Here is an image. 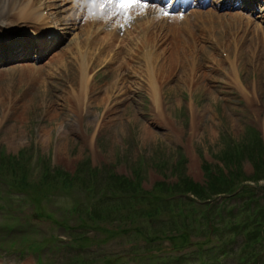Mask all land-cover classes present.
Masks as SVG:
<instances>
[{
	"label": "rangeland",
	"instance_id": "1",
	"mask_svg": "<svg viewBox=\"0 0 264 264\" xmlns=\"http://www.w3.org/2000/svg\"><path fill=\"white\" fill-rule=\"evenodd\" d=\"M214 23L203 24L195 41L178 36L180 48L167 47L169 53L160 57L164 125L154 120L144 74L138 75L142 82L131 78L137 64L125 65L130 59L126 50L118 56L119 67L114 61L105 64L109 50L95 60L89 98L73 85L78 78L71 73L73 59L65 64L68 73L53 59L11 70L28 78L25 86L15 79L0 102V152L6 156L0 159V264H35L40 257L43 264H172L182 254L187 255L183 264H200L199 257L211 260L212 255L224 264H264L263 225L254 220L264 210L259 175L264 170L259 164L264 161V84L256 114L238 91L229 65V58L238 63L243 85L258 79L259 67L264 73V51L260 46L254 55L247 44L250 37L262 44L264 33L238 17L227 24L214 18ZM139 56L134 53L135 59ZM47 65L44 74L36 72ZM120 71L123 81L116 80ZM36 79L43 84L36 86ZM115 82H125L130 98L117 94ZM6 94L12 95V107ZM14 161L24 165L17 170L19 189L9 184ZM108 169L123 181L122 196L109 192ZM77 174L83 185L63 189L66 176ZM184 175L190 177L184 181L185 194L192 184L208 188L205 195L213 193L212 185L232 191L209 201L175 194V189L182 191ZM97 182L106 188L101 191ZM47 186L52 188L36 190ZM128 189L133 198L126 196ZM165 198L173 201L172 208L159 216L156 207L166 206ZM150 214L154 221L147 218ZM256 233L260 241L253 244ZM197 242L208 244L194 246ZM178 248L182 254L175 252Z\"/></svg>",
	"mask_w": 264,
	"mask_h": 264
},
{
	"label": "bare ground",
	"instance_id": "2",
	"mask_svg": "<svg viewBox=\"0 0 264 264\" xmlns=\"http://www.w3.org/2000/svg\"><path fill=\"white\" fill-rule=\"evenodd\" d=\"M65 2H67V0H64ZM45 2H48L47 6L50 10H53L56 6L60 7L59 12H55L56 15H59L60 12H65L67 11V9L65 8L66 5L69 3H64L63 0H45ZM56 2H61L60 4L56 3ZM41 3L40 0H0V29H5V28H22L24 29L26 27V25L24 24V22L28 21H34V20H38L41 22H44L47 24L48 28L50 26H56V23L53 22H49L50 18H46L44 15H42V7L44 6V4L39 5ZM72 7H69L68 10H71ZM55 15V16H56ZM151 17L153 18L152 22L153 23H158L160 24V20H159V14H156L155 11L151 12ZM259 18V17H257ZM261 18V17H260ZM198 19H203L202 16H198ZM46 21V22H45ZM45 24V25H46ZM152 26H156V25H151ZM160 26H164L161 25ZM132 26H126V28L124 29V32L126 33V37L125 39L122 40V43L127 44L124 47L121 48H125L123 51L127 50L128 51V55L129 58L127 61L129 63H126L125 65L131 69V63L130 61H133V64H137V66H135L133 69H131V72H133V76H131V78H135L137 79V81L142 82V76H138L139 74L143 73L144 74V81L143 82H147V86H148V90H149V95L152 99V106H153V110H155L156 114H155V119L156 121L159 122V124L164 125V122L167 121V114L164 110V88L161 86L162 79L160 82V77L163 78V74L160 73V71H163L161 69V67L164 66V64H160L159 60L160 57L163 54L169 53L168 49L165 46L160 47L162 49L161 52L156 53V51H154V46H150L149 48H151V52H146V54H143L142 50L144 48H142V46L145 45L146 41L144 40H139L137 43H134V40H136L137 37H133V33L138 34L140 36V34L136 31H134V29H137L136 27H134L133 29L131 28ZM158 27V25H157ZM86 30H84L83 28L81 29L82 33L86 34L87 33V26H85ZM146 29V27H145ZM163 27H160V30H162ZM240 29V26H239ZM10 31V30H9ZM238 31V29L236 30ZM12 32V31H11ZM165 32H169V34L171 33L170 30H165ZM152 33H150L149 35V39H148V45L150 44L151 37H152ZM168 37V36H167ZM165 36V38H167ZM124 38V37H123ZM142 38V35H141ZM106 40V38H105ZM163 41V40H162ZM249 43L247 44V48L249 49H253L251 50V53L253 51V54L255 55L257 53V51L259 50L260 46L261 47V51H264V41H262V44H255L254 42H258L256 40H253L252 37L249 38ZM10 43V42H9ZM7 44L8 48L10 49H14L13 47H10V44ZM250 43H251V47H250ZM111 44V43H110ZM110 44L108 45V47L110 46ZM16 45V43H15ZM170 46L172 48L177 47L174 43H170ZM15 50V49H14ZM26 50V49H25ZM32 50V48H31ZM42 50V49H41ZM196 51V49H194ZM19 49H16V52H19ZM27 51V50H26ZM15 52V51H12ZM28 52V51H27ZM141 52V53H140ZM227 52V51H226ZM242 52V48L240 47L239 51L234 53V56L236 59H238V55H240V53ZM67 54L63 55L61 58H59L60 63L59 66L63 68L65 73H68L70 68L68 66H66L65 64L68 63V59H73L74 60V69L73 71H71L73 77H78L77 79H75V83H73V85L77 84L79 86V93H81L82 98H89L90 96V85H91V81H90V73L91 71H93V67L89 69V65L92 62L93 57L95 56L96 53H93L91 51H88V48L86 49V54H83L82 51H80L78 49V52L76 51H70L68 50L66 52ZM134 53L139 54L140 56L138 58H134ZM231 56V55H230ZM132 58V59H131ZM175 60L178 61L179 57L176 56L174 58ZM254 60V58H253ZM176 61V62H177ZM264 64V63H263ZM229 65H230V74L234 75V82L236 84V86H239V90L244 94V99H248V102L250 104V108L253 110L254 113H259V109L257 101L259 99V95L262 92V84H264V73L263 74H259V72H261L260 68H258V79H256L255 81H253L252 83H249L248 85H243V83L240 80V74L238 73V63L235 62L234 60H232L231 58H229ZM121 66V63L119 65H117V67ZM256 66H259L258 64H256ZM264 70V68H263ZM142 71V72H141ZM39 73L44 74L46 72L45 68L39 69L38 70ZM8 74V75H7ZM3 75H7V76H3ZM13 76V78H12ZM16 76L18 78H16ZM119 75H117L116 80L119 81H123L125 79V77H123V74L120 71V78H118ZM7 79L8 81H11L10 85H5L0 83V102H4V93L5 90L8 89L10 90V87L15 84L16 82L14 81L15 79L18 80V82L20 81V85L25 86L27 84L26 79L28 78L27 76H22L21 74H17V73H6V74H1L0 75V81ZM140 82L138 84H140ZM36 83V86L38 85H42L43 84V79H36V81L34 82ZM114 88L116 89V92L118 94V92L120 93L119 96H124V94H128L129 91H131L130 88H127V85H125V82H120L118 85L117 82H115ZM243 85V86H241ZM134 88V85H132V89ZM117 96V95H116ZM5 97L9 100V103L7 106H13L14 102L12 101V95L11 94H6ZM127 98V96H126ZM257 106V107H256ZM26 110V105L23 107ZM9 112L11 111L10 108H8ZM150 133L147 134V137H149L150 139Z\"/></svg>",
	"mask_w": 264,
	"mask_h": 264
},
{
	"label": "snow or ice",
	"instance_id": "3",
	"mask_svg": "<svg viewBox=\"0 0 264 264\" xmlns=\"http://www.w3.org/2000/svg\"><path fill=\"white\" fill-rule=\"evenodd\" d=\"M142 0H92V4H116L121 8L123 13H126L132 6L138 5ZM164 15H169V13L164 12Z\"/></svg>",
	"mask_w": 264,
	"mask_h": 264
},
{
	"label": "trees",
	"instance_id": "4",
	"mask_svg": "<svg viewBox=\"0 0 264 264\" xmlns=\"http://www.w3.org/2000/svg\"><path fill=\"white\" fill-rule=\"evenodd\" d=\"M262 161H260L259 162V164L261 163ZM212 174V173H211ZM260 175V174H259ZM184 177L185 178H183L182 179V183H180V184H182V191H181V193L182 192H184L183 191V189H184V181L185 180H187V179H190L187 175H184ZM210 179H211V177H209ZM211 180H213V179H211ZM187 183V182H186ZM188 184H192V183H188ZM185 187H186V184H185ZM187 190H190L191 192H195L196 194H198L199 196H201V197H203L204 195H203V193L202 192H205L199 185H193L192 184V187H190V188H186Z\"/></svg>",
	"mask_w": 264,
	"mask_h": 264
}]
</instances>
